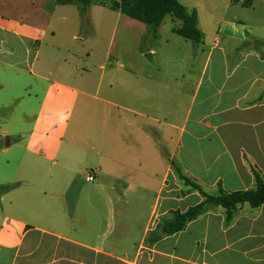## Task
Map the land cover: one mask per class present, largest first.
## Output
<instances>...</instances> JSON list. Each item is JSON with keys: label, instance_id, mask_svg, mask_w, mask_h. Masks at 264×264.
<instances>
[{"label": "crops", "instance_id": "crops-1", "mask_svg": "<svg viewBox=\"0 0 264 264\" xmlns=\"http://www.w3.org/2000/svg\"><path fill=\"white\" fill-rule=\"evenodd\" d=\"M47 1L0 0V89L12 88L0 94V110L15 107L14 115L0 118L14 128L3 135L15 137L0 144V186L10 184L0 201L18 212L1 228L0 247L16 251L20 264H264V206H241L230 225L216 208L186 230L146 244L163 217L203 200L177 179L173 161L210 194L253 189V171L264 177V48L255 46L264 43V0H179L196 12L204 39L195 44L178 28L171 38L184 39L187 57L203 69L194 89L170 91L164 23L153 32L109 8V33L119 24L123 33L115 54L110 47L99 55V7L85 26L79 8L56 5L71 8L67 14L75 19L62 13L52 26ZM202 14L207 24H225L222 38L210 24L202 28ZM237 24L252 35L232 34ZM78 106L84 121L93 118L94 133L84 148L75 151L71 143L63 153ZM87 161L95 181H78L79 197L69 202L78 184L74 166ZM87 184L93 188L85 193ZM45 237L70 247L36 258L38 238Z\"/></svg>", "mask_w": 264, "mask_h": 264}, {"label": "rangeland", "instance_id": "rangeland-1", "mask_svg": "<svg viewBox=\"0 0 264 264\" xmlns=\"http://www.w3.org/2000/svg\"><path fill=\"white\" fill-rule=\"evenodd\" d=\"M56 1L57 0H48L44 5V8L46 9V11L48 13H52L53 10L55 12V14L52 18V26H57L60 24L59 19H60V15L62 13H64L65 15H68L67 12L73 11L71 8H74V9L79 8L76 5H72L71 8H69V7H67V8H56V5H57ZM118 1H120V0H92L93 3L90 7V11L87 15L86 21L84 20L83 16L80 15L81 11L78 14L79 17H81L80 19L83 20V25L86 26V24L92 23V16H91L92 11H91V9H97L99 7V25H100V29H101L100 41L102 42L101 47H100V49H102V51L99 52V53H101L99 55H105L110 47H111L110 50L113 52V54H115V51L117 50L119 43L121 41V34L123 33L122 28H121V24H119V26H120L119 28L117 27V31L115 32V35L113 32L114 27L112 29V32L109 33L107 26L109 25V23H112L114 20H106V17H105V15L108 16V14H107V13H109L108 11H111L109 9L110 4H112L114 2H118ZM181 1L186 2L185 0H181ZM186 3L189 5L193 4L191 2H186ZM75 7H77V8H75ZM112 15H115V14H112ZM68 18L70 19V21L75 19V17H73L72 15L71 16L68 15ZM76 21H77V16H76ZM130 21L135 23L136 27H139V26L147 27L146 25H144L140 22H137L135 20H130ZM207 22H208L207 14H202L201 15V26H202V28L204 29L208 24H210L209 27L211 29L213 28V33L218 35V37L222 38V35L225 34V32H226L225 24H223L222 26H219L216 23V21L212 22L211 19L209 20L208 24H207ZM180 26H181V22L179 20L173 18L172 16H168L166 18L164 25H163V28H162L163 29L162 35L164 37L169 38V41H170V45L167 47V51L169 52V58L170 59L167 63L168 77H167V81H166L167 85L169 87V91L175 90L176 88H179L181 85H183L184 89H191V88L194 89L197 85V82L199 80L198 78L200 77L202 69H203V62L202 61L191 62V60L187 57L186 53L188 51V46L185 44L184 39L179 38L178 43L173 42V39L171 38L172 30L175 28H179ZM220 30H221V33H220ZM230 30H231L232 34H234L237 37L251 36L252 35L251 31L249 29H244L242 24H237V27H235L233 29L230 28ZM211 31L209 32V34L212 33ZM77 34H78V32H77ZM79 34L81 37L84 35V28L79 29ZM257 34H259V33H257ZM65 38H66V33H63L61 36L58 35V40H64ZM214 41H215V37L210 38V36H209V38L207 39V43L210 45H212L214 43ZM191 48L192 47H190V50L192 51ZM147 56H150V55L147 54ZM10 60H12V59L10 58ZM107 72H108L109 78H110L112 73L110 72V70ZM13 74H16V73L13 72ZM6 75L11 76L10 71H7ZM2 86L3 87H1V89H0V94L7 96L9 89H12V88H8L7 86L5 87V85H2ZM117 89L122 90V85L120 86V84H119L117 86ZM187 98L188 97H185V99H184L185 110L188 106V103L190 102ZM80 112H81L80 107L78 106V108L75 111V114H74V116L70 122L71 127L69 128L68 134H67L65 141H64V147L62 149L63 153H65L66 151H70V147H68V145H70L71 143H74V144L76 143V148H74L73 150L79 151L80 149L85 147L86 140L89 138H92V136H93L94 129L91 128V126H90L93 124V118L89 117L88 120L84 121L81 118ZM91 112H94V109H92ZM14 114H15V107L10 108V109H6L4 111L0 110V118L6 117V116H11ZM95 116L98 117L99 114L95 115ZM84 122H85V124H84ZM6 130L13 132L14 128L13 127L8 128V126H6L4 124V122L0 121V134H1L0 144H2V142H6L7 138L8 139H10V138L14 139L15 138L14 135L4 136L3 134ZM97 131H98V129H97ZM1 153L2 152H0V161L4 159V156ZM60 162H62L61 158H60ZM93 164H94L93 162L87 161V162H82L79 165L76 164L77 166H74L75 170L78 172L77 176L75 177V180L78 184L71 186V189L69 190V193L66 196L69 202L70 201L74 202L79 197L81 182H85L86 177L88 175H90V173H93L92 169L90 167V165H93ZM62 178L65 179L66 181H67V179L71 178L69 180V181H71L73 179V176L72 177L66 176V177H62ZM78 181H81V182L79 183ZM57 184H58V181H57ZM9 185L10 184H6V186H4V187H9ZM27 186L28 185H25L22 188H20V191L26 189ZM0 187H2V186H0ZM85 188H86L85 193H87L88 191H91L90 188H93V186H91L90 184H87L85 186ZM45 189L49 190L48 184H46ZM57 192L60 193L61 191H57ZM4 194L5 193H0V199ZM155 197L156 196L154 195L153 198H155ZM49 199L50 198H47V200H49ZM10 211H11V213H10ZM16 213H18L16 211V209L13 207L10 208V204L7 200H5L4 202L0 201V217H1V219H0V231H1V228H7L8 227V217L11 218L10 216L13 217L12 214H16ZM27 220L32 221L33 218L27 219ZM12 225L15 226L16 224L13 223ZM52 226H54V221H52ZM38 242H40V248H39L40 250L36 252V258H38L41 254H43L45 251H47L49 249L51 251H54V249L55 250H57V249L58 250H65V248L70 247L69 245H66L64 242H60V243L58 242V244H56L55 241H51L47 237L38 238ZM50 258H52V256ZM43 260L45 262L46 261L48 262L49 258L44 257ZM20 262H21V258L16 253V251H9V250L4 249L3 247H0V264H20Z\"/></svg>", "mask_w": 264, "mask_h": 264}, {"label": "trees", "instance_id": "trees-1", "mask_svg": "<svg viewBox=\"0 0 264 264\" xmlns=\"http://www.w3.org/2000/svg\"><path fill=\"white\" fill-rule=\"evenodd\" d=\"M92 3V0L56 1L59 6H78L85 21ZM109 8L147 25L153 32L162 26L168 16H172L181 22V26L176 30L179 36L195 44L201 43L204 39V35L198 27L196 12L189 11L179 0H120L110 4ZM255 46L264 48V43L256 42ZM172 169L177 179L184 186L190 188L188 192H198L203 200L185 212L172 211L168 216L163 217L157 229L150 233L146 239V244L149 246H154L164 236H172L186 230L192 222L216 208L223 209L225 223L230 225L241 206L249 205L252 209L264 206V177L260 172L253 171L255 178L253 189L234 193L220 190L216 194H210L198 181L185 174L179 162L173 161ZM9 190L10 187H0V193H6Z\"/></svg>", "mask_w": 264, "mask_h": 264}, {"label": "built area", "instance_id": "built-area-1", "mask_svg": "<svg viewBox=\"0 0 264 264\" xmlns=\"http://www.w3.org/2000/svg\"><path fill=\"white\" fill-rule=\"evenodd\" d=\"M88 182H94L95 181V173H90V175L87 176Z\"/></svg>", "mask_w": 264, "mask_h": 264}, {"label": "water", "instance_id": "water-1", "mask_svg": "<svg viewBox=\"0 0 264 264\" xmlns=\"http://www.w3.org/2000/svg\"><path fill=\"white\" fill-rule=\"evenodd\" d=\"M6 144L8 145L9 144V141H6Z\"/></svg>", "mask_w": 264, "mask_h": 264}]
</instances>
